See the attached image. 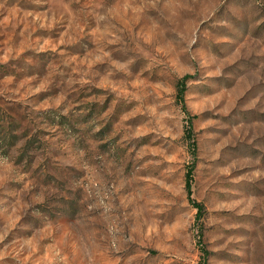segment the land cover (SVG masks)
<instances>
[{
	"label": "rangeland",
	"instance_id": "374dc122",
	"mask_svg": "<svg viewBox=\"0 0 264 264\" xmlns=\"http://www.w3.org/2000/svg\"><path fill=\"white\" fill-rule=\"evenodd\" d=\"M0 264H264V0H0Z\"/></svg>",
	"mask_w": 264,
	"mask_h": 264
},
{
	"label": "trees",
	"instance_id": "16d2710c",
	"mask_svg": "<svg viewBox=\"0 0 264 264\" xmlns=\"http://www.w3.org/2000/svg\"><path fill=\"white\" fill-rule=\"evenodd\" d=\"M183 78H181L179 80V86L177 88V96L178 98L180 99L181 101V107H182V110H184V105H183V102H182V92H183ZM187 118H189V116H187ZM183 132H184V136L186 137V139L188 140V142L190 144H194L195 145V141H194V138L192 136V128H191V122L189 119H186V123L184 125V128H183ZM191 169L190 168H187L185 173H184V189H185V192H186V197L188 199V201L192 204L193 207H195V215L198 216L201 212V209H202V205L199 201H196L194 200L191 196H190V193H191ZM200 250L202 252H205L204 248H200Z\"/></svg>",
	"mask_w": 264,
	"mask_h": 264
}]
</instances>
